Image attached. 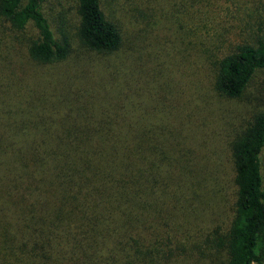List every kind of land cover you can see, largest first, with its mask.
Wrapping results in <instances>:
<instances>
[{
    "label": "trees",
    "instance_id": "obj_1",
    "mask_svg": "<svg viewBox=\"0 0 264 264\" xmlns=\"http://www.w3.org/2000/svg\"><path fill=\"white\" fill-rule=\"evenodd\" d=\"M42 2L0 0V264H264V104L214 114L264 70L261 28L221 0H75L70 63Z\"/></svg>",
    "mask_w": 264,
    "mask_h": 264
},
{
    "label": "rangeland",
    "instance_id": "obj_2",
    "mask_svg": "<svg viewBox=\"0 0 264 264\" xmlns=\"http://www.w3.org/2000/svg\"><path fill=\"white\" fill-rule=\"evenodd\" d=\"M220 3L222 9L221 13L226 16V19L229 22L235 23L238 21H242L254 23L257 29L261 28V31H258V33L264 36V0H221ZM74 5L75 0H43L41 9L44 16H46V18L49 20L53 31H55L54 28H57L59 25H61L62 28L67 31V34L70 36V63L82 62L81 64H88L89 60L87 59L85 49L79 45L75 36L73 35L74 27L76 24ZM120 52L121 51H117L108 57H111V59H118L121 56L119 55ZM90 55L91 57L96 56L94 54ZM99 60L102 59L100 58ZM97 62L98 60L92 61L93 64ZM91 69H89L88 72L91 71ZM215 104H217V102H214V105ZM263 104L264 70L256 72L240 97L223 102L221 108H217L214 106V114L224 116L226 119L225 123L228 121V123L232 124L229 125L230 127H232L233 129H237L240 126V123L244 122V120L249 117L251 112L259 108ZM200 106H204L206 112H209L211 108L209 103H206L204 105V103L201 102ZM74 125L75 123L72 119L69 120L68 118H66L62 122V126L69 131L75 129L72 128L74 127ZM209 222H218V216L216 213L210 216Z\"/></svg>",
    "mask_w": 264,
    "mask_h": 264
}]
</instances>
